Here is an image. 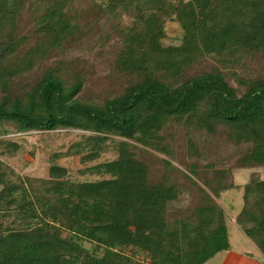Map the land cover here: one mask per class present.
I'll return each mask as SVG.
<instances>
[{
  "label": "trees",
  "instance_id": "16d2710c",
  "mask_svg": "<svg viewBox=\"0 0 264 264\" xmlns=\"http://www.w3.org/2000/svg\"><path fill=\"white\" fill-rule=\"evenodd\" d=\"M75 1L0 0V122L42 136L84 133L66 153L50 156L46 177L17 176L1 157L22 147L0 140V264H206L230 250L227 216L216 201L230 190L244 192L237 223L264 254V177L232 181L233 169L264 168V77L239 71L264 54V0H103L107 31L121 40L115 71L129 84L102 102L84 97L88 76L72 63L18 83L45 50L32 47L33 38L54 50L83 39L81 18L70 13ZM27 15L32 35L21 26ZM171 23L182 30L180 45H165ZM175 126L209 136L224 131L240 158L229 168L206 160L200 168L190 140L195 162L184 171L165 160L166 171L152 182L134 144L173 158L166 132ZM109 154L116 158L95 164ZM65 158L95 164L80 173L103 179L71 181L60 165ZM173 174L189 180L186 190L198 189L197 206L175 219L182 187ZM12 218L17 225L8 226Z\"/></svg>",
  "mask_w": 264,
  "mask_h": 264
},
{
  "label": "rangeland",
  "instance_id": "374dc122",
  "mask_svg": "<svg viewBox=\"0 0 264 264\" xmlns=\"http://www.w3.org/2000/svg\"><path fill=\"white\" fill-rule=\"evenodd\" d=\"M102 2L103 0H76L73 3L70 13L77 16L78 19L81 18L82 29L80 34L83 37L82 40L69 42L65 44L63 49L54 50L50 49L51 45L46 39L43 40V44L40 40L33 38L32 47L39 46L40 50L42 48H45V50L40 51V56L36 57L35 70L22 76L18 83H34L47 68L63 62L69 66L71 63L74 64L75 71H83L88 76L89 82L83 94L85 98H93V100L102 102L113 95L121 93L129 84L125 77L115 71V62L121 47V40L117 34L107 31L111 29V24L100 15V4ZM31 18L30 15H27L24 18L25 21L21 23L23 31L28 35H32L34 32ZM167 28L169 37L165 45H180L183 37L180 26L171 23ZM108 34L110 36L106 37ZM46 49L48 50L46 51ZM239 71L250 78L264 77V54H260L255 60L249 61L247 67ZM233 84L236 86V83L233 82ZM83 134L81 131H57L46 136H42L37 132L20 133L14 124L0 122V140H11L22 147L16 156H3L1 159L10 166L17 176L46 177L51 167L50 156L58 152L66 153L75 143L81 142ZM166 135L169 137L173 158L134 144L139 160L151 168L152 182L158 181L160 176L163 175L162 172L166 171L165 160H170L174 166L185 171L187 166L195 161H198L201 164L200 168L203 169L204 160L215 162L217 164L216 169L219 170L229 168L228 164L232 162L229 160L235 162L240 158L241 149L229 141L224 131L209 136L206 133H195L186 128L175 126L168 129ZM190 140L199 147L200 154L194 157L195 161L189 153ZM115 158L116 155L113 154L105 155L95 164L113 161ZM95 164L85 166L80 163L79 158H65L60 162L61 166L70 170L69 179L75 183L95 182L103 179L91 175L82 176L80 173ZM232 174L234 184L238 182L243 184L254 175L263 178L264 168L259 167L248 171L233 169ZM205 177L207 175L203 176V178ZM171 180L177 183L181 182L180 187H182L180 188L181 201L176 203L173 206L174 210H172V218L175 219L182 217L188 209L197 206L198 200L195 199V195L198 189L189 188L186 190L185 187L190 185L189 180L181 179L179 175L173 174ZM196 181L205 187L203 180L197 179ZM209 193L211 194L210 191ZM243 196V191L230 190L222 193L220 199H216L227 216L230 249L242 254H252L264 264V257L260 255L259 247L247 237L237 223V218L244 205ZM6 224L8 226L17 225L14 223L13 218L8 220ZM84 246L87 249L92 248V244L87 242L84 243Z\"/></svg>",
  "mask_w": 264,
  "mask_h": 264
},
{
  "label": "crops",
  "instance_id": "0c3cea01",
  "mask_svg": "<svg viewBox=\"0 0 264 264\" xmlns=\"http://www.w3.org/2000/svg\"><path fill=\"white\" fill-rule=\"evenodd\" d=\"M260 255L264 257L262 251H259ZM263 255H262V254ZM206 264H262L261 260L256 259L254 255L249 253H238L232 249L223 251L215 255Z\"/></svg>",
  "mask_w": 264,
  "mask_h": 264
}]
</instances>
